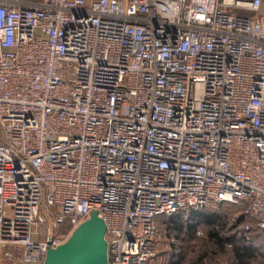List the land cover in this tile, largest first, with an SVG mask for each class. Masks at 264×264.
<instances>
[{
  "label": "built area",
  "instance_id": "built-area-1",
  "mask_svg": "<svg viewBox=\"0 0 264 264\" xmlns=\"http://www.w3.org/2000/svg\"><path fill=\"white\" fill-rule=\"evenodd\" d=\"M212 203L264 232V0H0V250L42 264L97 211L151 264Z\"/></svg>",
  "mask_w": 264,
  "mask_h": 264
},
{
  "label": "trees",
  "instance_id": "trees-1",
  "mask_svg": "<svg viewBox=\"0 0 264 264\" xmlns=\"http://www.w3.org/2000/svg\"><path fill=\"white\" fill-rule=\"evenodd\" d=\"M223 205L237 206L241 210H239L240 215L234 216L235 218L229 221L228 213L213 210L215 206ZM160 220L159 225L162 227V230L163 228L165 229L163 233L166 240L160 243L161 245L157 240V248L163 247L166 243V247L168 248L163 252L165 256L167 255L166 264H181V258L179 259L178 254L174 253L177 246L181 247L180 253L185 256V247L188 240L196 236H202L205 227H210L206 231L207 235L205 236L207 240L213 243L209 245L203 242V245L198 242L197 245L202 247V252L199 254L198 248H192L195 253L190 255V264H206L207 260L213 258V255L227 253V250H229L227 249L228 244L233 246L232 251L229 252L233 253L234 264H264V261L258 260L256 250L253 248L256 245L264 251L263 246L259 244V240L262 238L259 232L262 234L264 232L260 230L256 220L242 213V207L237 204L212 203L199 210H181L167 214ZM247 226L250 228H247ZM170 230H172L173 235ZM239 241L245 243L243 245L236 244ZM184 259L183 264H189L186 256Z\"/></svg>",
  "mask_w": 264,
  "mask_h": 264
},
{
  "label": "water",
  "instance_id": "water-1",
  "mask_svg": "<svg viewBox=\"0 0 264 264\" xmlns=\"http://www.w3.org/2000/svg\"><path fill=\"white\" fill-rule=\"evenodd\" d=\"M106 232L103 218L93 211L66 242L47 249L42 264H111Z\"/></svg>",
  "mask_w": 264,
  "mask_h": 264
},
{
  "label": "rangeland",
  "instance_id": "rangeland-1",
  "mask_svg": "<svg viewBox=\"0 0 264 264\" xmlns=\"http://www.w3.org/2000/svg\"><path fill=\"white\" fill-rule=\"evenodd\" d=\"M213 210H217V211H220V212H226V213H228L229 214V217H228L229 221L233 220V218H235L238 215H240V211H241L240 208H238L237 206H225V205H223V206H215L213 208ZM209 228L210 227H207V228L205 227L203 229V235L202 236H196L195 238H192V239L188 240L187 246L185 247V251L186 252L185 251L184 252H185V256L188 258V261L187 262L189 264L191 262V256L190 255H193L195 253V251L193 249L198 248L199 249V251H198L199 254H201V252H202V249H201L202 247H199V245H197L198 242H200L201 244H203V242H206L207 244L212 245L213 242L207 240V238L205 236V235H207L206 234V231ZM163 231L165 232V229L163 228V230H162V227L159 225V230H158V233H157V236H156V239L158 240V243L159 244L160 243H163L166 240V237L164 236ZM170 232L173 235L172 230H170ZM259 234L262 235L261 236L262 238L259 240V244H261L263 246V248H264V234H262L260 232H259ZM243 243H245V242H243V241L240 242L239 241V243H236V244L243 245ZM8 245L14 247V248H10L11 250H9L10 251L9 254L12 253V252L15 253V254H16V252H19V250L17 248L18 247L17 245L7 244V248H8ZM255 246L253 248L256 250V254L258 256V260L264 261V251H262V248L261 247H259V246H256L255 247ZM163 247L157 248L156 256L152 260L151 264H166L165 260L167 258L166 257L167 255L165 256L164 253H163L168 248V247H166V243L164 244ZM7 248H5V249H7ZM232 248H233V246H231V245L228 244L227 249H229V250H227L228 251L227 253L213 255V258H211V260H207V263L208 264H234L235 262H234V259H233V253H230L232 251ZM5 249H3L2 251H4ZM180 250H181V247L180 246H177V248H176V250H175L174 253L175 254H178V258L179 259L181 258V260H182L181 261V264H183L184 263L183 261L185 260L184 259L185 256L183 254L181 255ZM12 257H10V255H9V257H7V258L9 259V261H12L13 262L15 259H13Z\"/></svg>",
  "mask_w": 264,
  "mask_h": 264
},
{
  "label": "crops",
  "instance_id": "crops-1",
  "mask_svg": "<svg viewBox=\"0 0 264 264\" xmlns=\"http://www.w3.org/2000/svg\"><path fill=\"white\" fill-rule=\"evenodd\" d=\"M5 248H7V245L5 246ZM10 248H14L12 246H9L8 245V248L5 249L4 251L0 250V258L2 259V264H19V262L17 260H14L13 262L12 261H9V259L7 257H12L15 255V253H10L9 254V250H11Z\"/></svg>",
  "mask_w": 264,
  "mask_h": 264
}]
</instances>
